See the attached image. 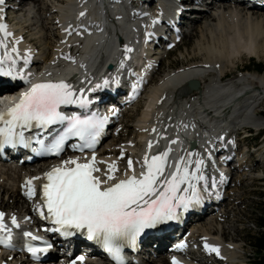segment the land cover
Instances as JSON below:
<instances>
[{
    "label": "bare ground",
    "instance_id": "obj_1",
    "mask_svg": "<svg viewBox=\"0 0 264 264\" xmlns=\"http://www.w3.org/2000/svg\"><path fill=\"white\" fill-rule=\"evenodd\" d=\"M107 1L5 0L4 4L0 5V8L9 13L7 19L5 18V24L7 31L13 34L5 40V43L9 50L12 47L18 49V52L12 55H20L18 53L22 51L32 58L34 67L43 66V74L46 77L61 78V81L71 84L74 91L82 85L90 84L95 78L93 75L100 69L113 64L119 66L130 64L133 56L141 51L147 54L148 65L162 62L179 47V44L173 45L167 42L165 35H175V25L184 27L186 22L193 25L186 31L181 30L180 33L188 37L193 36V32H197L194 53L186 57L182 55L186 64L177 70H166V73L164 71L158 77L155 75L159 69L154 70L142 90L143 106L133 121L132 128L119 123L122 126L120 131L117 129L119 125L115 124L114 120L110 121V124L117 129L115 133L117 141L123 132L125 135L131 133L127 131V128H131L132 133L120 143L108 145L97 151L96 167L102 172L107 171L108 165L114 162L118 169L115 173L117 179H126L125 173L131 175L132 172L127 169L129 159L133 161V167L142 164V160L138 157V149L141 146L154 156L156 152L161 151L158 146L168 149L174 145L173 131L184 133L186 130H192L197 121L208 125L211 132H215L224 123L220 119L228 116V126L235 131L232 135L238 134L237 131L242 126L253 129L264 127V121L257 119V116H261L260 100L264 96V79L254 75L229 78L227 73V68L237 69V64L241 63L244 56L264 60V0H230L231 5L224 0L217 2L214 0H167V5L165 3L160 5L157 0H132L134 11H139L137 15H140L136 23L129 22L125 11L121 10L122 6L114 3L113 0L111 4L117 8L115 13L119 15L117 20L121 23L116 28L111 27L107 22L109 14L103 9ZM195 1L201 3L203 11L196 17L189 16L190 10L197 9L192 4ZM30 6H32L31 9L28 8ZM77 8L80 10L77 11ZM179 8L181 15L175 17L174 12ZM160 9L163 17L169 20L166 27L163 23L159 27L157 13ZM81 12L87 16L79 19ZM21 13L25 14L24 19L20 17ZM37 13L38 19L30 18L29 15ZM2 15L1 13L0 17ZM191 18L195 19L190 21ZM30 20H35L36 24L33 26L40 28L36 33H33L35 31L32 30ZM195 20L202 21V26L193 28L197 23ZM38 24H40L39 28ZM67 26L74 31L66 30ZM180 33L176 35V39ZM119 36L124 38L125 43L121 53L117 52L116 48ZM0 39H4L3 33H0ZM17 40L19 43H16ZM147 40L151 41L147 42ZM153 43L154 50L151 49ZM167 47L170 50H167ZM194 59L200 62H192ZM68 60H71V63L65 64L64 62ZM68 76H72L74 80L69 82ZM105 80L109 82L107 86L114 85L118 81L112 75L104 77L102 82ZM189 81L198 82L199 87L196 91H191L187 87ZM40 82L43 83V81ZM124 115L125 113L122 117ZM149 142H152L151 149L148 148ZM231 142L233 145L237 144L236 150L222 143L218 147L221 151L220 156L228 160L227 165L222 169L226 177L225 181L221 183L220 179H215L217 188L225 186L224 194L217 199L212 194L203 193L202 202L211 203V206L203 209V213L195 218L197 223H194L192 230L186 235L187 240L193 244L207 243L217 248L223 258H213L214 252L210 251V257L207 260L194 255L192 262L183 264H241L238 261L242 258L243 247L235 238L236 236L228 232L233 230L227 225L230 217L228 213L232 209L228 212L225 209H229L230 205L227 207L224 205L229 199L227 188L234 182V172L247 167L245 166L247 159L240 153L239 158L234 161L233 152L241 149L243 140L237 141L232 136ZM179 157L188 158V153H182ZM71 158H79L81 163L86 162L81 157ZM211 158L212 155L202 148L192 152L191 157L193 160L204 161L203 172L209 177V181L212 178L209 169H213L214 165ZM31 167L35 166L17 168L0 164V196L8 198L7 203L5 201L0 203V212L5 213L9 218L15 216L19 220V217L33 215L30 198L26 193L29 187L34 188L37 179L33 178L38 176L31 172ZM169 168L170 165L167 163L166 177H168ZM28 180H32L31 186L26 184ZM18 205L22 206L21 210L17 208ZM219 206H224V210L222 208L215 213ZM208 215L211 216L206 221H202L206 223L205 225L198 221ZM164 244V240H156L142 246L136 255L137 263L134 264H169V258H167L169 249ZM71 246L68 245V247ZM143 252L149 254L148 260L141 256ZM5 253L0 249V264L29 263L24 258L18 257V252L13 256H6ZM176 255L183 256L180 252ZM41 264L51 263L41 262Z\"/></svg>",
    "mask_w": 264,
    "mask_h": 264
},
{
    "label": "snow or ice",
    "instance_id": "obj_2",
    "mask_svg": "<svg viewBox=\"0 0 264 264\" xmlns=\"http://www.w3.org/2000/svg\"><path fill=\"white\" fill-rule=\"evenodd\" d=\"M4 2L0 0V5ZM0 12H3V8H0ZM0 33L4 36V39H0V48L4 49L3 55H0V79L25 80L26 77L17 71L16 59L12 55L18 49L12 47L9 50L5 43L13 34L7 31V25L3 23H0ZM108 83L104 81V85ZM99 87L102 85H97ZM89 103L82 90L78 95L65 81L33 84L7 112H0V149L18 145L30 148L34 141L39 145L38 149H34L37 154L59 156L70 137H79L83 141L81 145L73 146L76 150L94 149L108 118L95 114L81 118L77 114L66 115L61 110L70 105L87 108ZM32 129L37 130L36 135L26 138L25 131ZM44 133L50 137L47 143L40 138ZM148 148H152V142H149ZM167 157L168 152L150 159L145 155L143 167L146 170L139 176L135 174L133 161L129 159L127 169L133 174L125 173L126 179H117L115 173L118 169L114 162L108 165L107 171L102 172L96 167L94 154L91 160L84 163L79 162L78 158L64 160L61 166H55L44 174L47 182L43 184L42 201L47 209L46 218L56 226L50 231L66 237L74 234L72 230L85 233L88 240L96 241L104 248L115 264H126L123 256L125 247L134 249L146 230L179 220L183 213L202 203L203 193L211 195V189L217 186L215 178L210 182L204 174V161L191 159L192 153L188 154V158L181 157L170 177H166ZM225 179L224 174L220 173V182L223 183ZM26 184L31 186L32 180L26 181ZM26 195L31 198L35 195V189L29 187ZM36 210L45 218L39 205ZM4 216L0 212V233H6L0 237V243L9 244L11 228L5 224ZM11 224L19 228L15 216L11 218ZM24 235L31 240L40 239L31 232ZM51 247L47 242L44 247L29 244L27 251L39 260V253H46ZM205 248L218 253L217 248L207 243ZM78 259L82 261L84 257ZM171 264H179V261L173 257Z\"/></svg>",
    "mask_w": 264,
    "mask_h": 264
},
{
    "label": "rangeland",
    "instance_id": "obj_3",
    "mask_svg": "<svg viewBox=\"0 0 264 264\" xmlns=\"http://www.w3.org/2000/svg\"><path fill=\"white\" fill-rule=\"evenodd\" d=\"M227 4L231 5L232 3L227 2ZM28 8L31 9L32 6ZM38 13L35 15L31 14L29 16L30 18L35 17L36 19H38V16H36L38 15ZM258 14H262V13H258ZM190 15L197 16L198 14L196 12H191ZM21 16L23 19L25 18V14L21 13L20 17ZM195 21L194 22L196 24L193 23L194 24L193 28H198L202 26L201 23L202 21L199 20H195ZM30 24L33 26L34 24H36V21L32 20ZM187 25L188 26L183 28L179 26L178 30L186 31L188 27L193 26L191 23H187ZM39 26L40 24H38V28ZM32 30L35 31L33 33H36L37 31L40 30V28L37 29V26L35 27L33 26ZM192 35L193 36H188V37L182 35L180 36L181 39L179 40L180 41L179 47L168 57H166L162 62L159 63V66L157 68L159 69V71H157V74L155 75L156 77L162 75L164 71H165L164 73H166L167 72L166 70L168 71L171 69L177 70L179 67L186 64V61L185 59H183V56L186 57L194 53L193 47L198 37L197 32H193ZM193 61L200 62V60L198 59H194L192 60V62ZM253 66H257V67L255 68ZM227 69H228L227 73L229 78H237V77L241 78L244 76L249 77L251 75H254L264 79V60L262 59L256 60L254 58H247L246 56H244L241 63L237 64V69L235 68H227ZM260 69L261 71H258ZM143 97L144 95H141V98L139 100H137L134 104L128 107V111L125 113L124 117L120 118V120L117 122L118 125L119 123H121L123 124V126H130V127L132 126L133 121L137 118L139 114L140 108H142L143 106V101H141ZM246 97L247 96H245V99H247ZM260 103L262 106V108L260 109L261 116H257L258 117L257 119L258 120L260 119L259 121H264V96L261 97ZM258 110L257 113L259 112ZM226 117L228 118V116ZM121 127L122 126L119 125L117 129L121 131L122 129ZM131 128H127V131L132 133V130H130ZM117 129L116 127L114 128V130ZM124 133L125 132H123L121 137L119 136L118 141L116 138L117 135L115 133L109 135V137H107L101 149H104L105 147H108V145L110 146L111 144H117V142L120 143V141H123L122 139H126L129 136H131V133H128V135H125ZM254 133L255 132L253 131L249 132V135L251 137L250 139L242 138L243 142L241 144L242 146L241 149L237 150L233 154L234 161H236L239 158L240 153L243 156H245L247 159L245 166L247 167H243L241 170H239V172H234L235 174V177H233L234 182H232L231 185L227 188V196L229 195V199H227L224 205L225 207L230 205L229 206L230 208L229 209L226 208L225 210L230 211L232 209V211L228 213L230 217L227 225L232 227L231 229L233 230H229V231L227 230V231L230 233V235L236 236L235 238L243 247V251L241 253L242 258L241 260L238 261L241 264L258 263V256L260 255V253L257 252V250L254 248L253 242L255 239L261 237L262 235L261 233H264V230L261 229L260 226H258L257 224V218L264 213V144H262L260 136L257 138H253L255 137ZM7 165L14 166L12 164H7ZM7 200L8 198H5L3 195L0 196V203L4 201L5 203H7L6 202ZM224 206H219V209L217 208L215 213H218L222 208L224 210ZM17 208L21 210L22 206L18 205ZM5 210H9V209H5ZM211 215L205 216L204 219L202 218L199 219L198 221L204 222ZM205 224L206 223H203V225ZM193 226L194 224L188 227L187 233H189L192 230ZM143 253H144L143 256L147 258L148 253L147 252H143Z\"/></svg>",
    "mask_w": 264,
    "mask_h": 264
},
{
    "label": "trees",
    "instance_id": "obj_4",
    "mask_svg": "<svg viewBox=\"0 0 264 264\" xmlns=\"http://www.w3.org/2000/svg\"><path fill=\"white\" fill-rule=\"evenodd\" d=\"M253 67L256 68L257 66H253ZM258 71H261V69ZM257 224L258 226H260L261 229L264 230V213L257 218ZM261 234H262L261 237L255 239L253 242L254 248L257 250V252L260 253V255L258 256L257 264H264V233Z\"/></svg>",
    "mask_w": 264,
    "mask_h": 264
},
{
    "label": "water",
    "instance_id": "obj_5",
    "mask_svg": "<svg viewBox=\"0 0 264 264\" xmlns=\"http://www.w3.org/2000/svg\"><path fill=\"white\" fill-rule=\"evenodd\" d=\"M187 85H188L189 89H191V90H197L199 87V85L196 81H189Z\"/></svg>",
    "mask_w": 264,
    "mask_h": 264
}]
</instances>
